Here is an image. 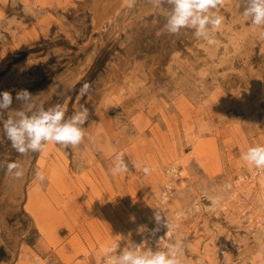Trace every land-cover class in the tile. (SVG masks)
<instances>
[{"label":"rangeland","instance_id":"374dc122","mask_svg":"<svg viewBox=\"0 0 264 264\" xmlns=\"http://www.w3.org/2000/svg\"><path fill=\"white\" fill-rule=\"evenodd\" d=\"M94 1L0 0V92L89 110L79 146L25 155L3 133L25 106L0 117V164L25 172L0 166V264H106L117 242H179L183 264H264V170L240 159L264 145V34L242 0H224L211 46L168 33L166 3L126 1L95 26ZM116 155L127 174H110Z\"/></svg>","mask_w":264,"mask_h":264},{"label":"clouds","instance_id":"9594fccd","mask_svg":"<svg viewBox=\"0 0 264 264\" xmlns=\"http://www.w3.org/2000/svg\"><path fill=\"white\" fill-rule=\"evenodd\" d=\"M154 6L166 3L170 6L167 16L166 29L172 35H180L190 30L194 37L203 39L208 45L216 43L215 33L223 24V17L219 14L224 0H151ZM133 0H128L129 7ZM242 16L250 21L256 29L264 34V0H242ZM91 85L84 83L80 88V95H87ZM33 95L26 89L16 92L15 97L9 91L0 92V117L11 108L14 100L21 102L25 107L15 111L3 120V133L12 148L19 154L42 153L50 144L64 148L79 146L85 139V124L89 120V110L80 106L71 115H66L64 105H55L45 109L41 106L36 109L31 103ZM112 176L127 174L128 165L122 156L116 155ZM241 161L255 169L264 170V145L249 147L241 153ZM9 174L20 179L25 175L24 169L18 162L0 164ZM147 174L149 169L144 168ZM46 177L42 172L36 173V180L41 184ZM215 202V201H214ZM161 212L157 210L155 220L161 221ZM167 232L174 230L175 225L164 221ZM106 264H183L182 246L179 242L170 243L164 250L156 248L141 249L140 245L130 243L127 247L119 249L114 243L104 249Z\"/></svg>","mask_w":264,"mask_h":264},{"label":"bare ground","instance_id":"6f19581e","mask_svg":"<svg viewBox=\"0 0 264 264\" xmlns=\"http://www.w3.org/2000/svg\"><path fill=\"white\" fill-rule=\"evenodd\" d=\"M24 1H25L26 4L29 3V0H24ZM126 1H128V0H95L94 3L91 6V11L93 12V20H94L95 26L98 25L99 20L102 21L103 19L112 18L115 15V13L119 10V8L124 3H126ZM142 5H143L142 8L144 9V8H147V7H152L153 3L151 2V0H144ZM95 129H97V128H96V123L94 121L93 125H92V128H91V134H92L93 137H94L93 134H95V132H96ZM170 168L171 169L173 168V173L175 172V173L178 174L177 169H176V167L174 165H171ZM260 172H262V170H260ZM170 182L168 183V185L172 186V183H170ZM257 221L258 220H256L255 222H257ZM169 232L170 231H168V233ZM168 233H166V234H168ZM148 236H151V239H152V242H153L154 237L156 236V231L154 229L149 231Z\"/></svg>","mask_w":264,"mask_h":264}]
</instances>
